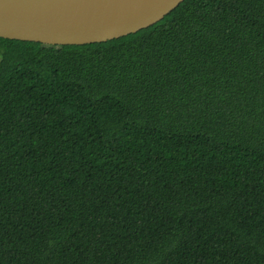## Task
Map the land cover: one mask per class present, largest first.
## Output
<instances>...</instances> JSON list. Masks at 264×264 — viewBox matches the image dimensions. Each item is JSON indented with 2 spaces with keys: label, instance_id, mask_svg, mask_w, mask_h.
<instances>
[{
  "label": "trees",
  "instance_id": "1",
  "mask_svg": "<svg viewBox=\"0 0 264 264\" xmlns=\"http://www.w3.org/2000/svg\"><path fill=\"white\" fill-rule=\"evenodd\" d=\"M0 264H264V0L0 38Z\"/></svg>",
  "mask_w": 264,
  "mask_h": 264
},
{
  "label": "water",
  "instance_id": "2",
  "mask_svg": "<svg viewBox=\"0 0 264 264\" xmlns=\"http://www.w3.org/2000/svg\"><path fill=\"white\" fill-rule=\"evenodd\" d=\"M184 0H0V38L82 46L161 21Z\"/></svg>",
  "mask_w": 264,
  "mask_h": 264
}]
</instances>
